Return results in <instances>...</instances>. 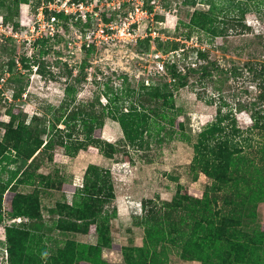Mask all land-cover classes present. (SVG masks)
Instances as JSON below:
<instances>
[{
    "label": "rangeland",
    "instance_id": "1",
    "mask_svg": "<svg viewBox=\"0 0 264 264\" xmlns=\"http://www.w3.org/2000/svg\"><path fill=\"white\" fill-rule=\"evenodd\" d=\"M40 2L0 0V23L30 24ZM161 10L163 38L78 54L61 35L28 56L22 37L0 33V245L9 250L7 228L19 230L13 264H203L192 255L219 226L205 264H264V0ZM170 39L181 41L179 84L150 72ZM36 140L46 148L30 163ZM225 147L230 164L215 182L204 169ZM18 203L28 214L12 216ZM228 236L248 250H228Z\"/></svg>",
    "mask_w": 264,
    "mask_h": 264
},
{
    "label": "built area",
    "instance_id": "2",
    "mask_svg": "<svg viewBox=\"0 0 264 264\" xmlns=\"http://www.w3.org/2000/svg\"><path fill=\"white\" fill-rule=\"evenodd\" d=\"M169 1L41 0L30 24L14 29L13 26L0 23V33L16 38L17 41L22 37L30 48L28 56H31V51L39 43L37 41H54L61 35L65 37L66 45L73 54L83 52L84 47L90 46L99 50L121 42L137 44L146 36L154 41L163 38L160 28H165V21L157 18L156 12L166 9ZM171 10L176 8L169 7L168 12ZM142 23H145L143 31L140 29ZM176 56L180 57L179 48L170 49L165 55L156 51V66L150 71L152 75H166L167 66L176 63ZM150 80L144 78L146 84ZM0 251L4 264H9L8 249L0 245Z\"/></svg>",
    "mask_w": 264,
    "mask_h": 264
},
{
    "label": "trees",
    "instance_id": "3",
    "mask_svg": "<svg viewBox=\"0 0 264 264\" xmlns=\"http://www.w3.org/2000/svg\"><path fill=\"white\" fill-rule=\"evenodd\" d=\"M35 14V13H34ZM198 15H201L203 16L204 18L200 19V20H196L194 19L193 23L194 24H201L202 26L205 25V23L208 21V19H206L208 16L205 12H200V11H196V16L195 17H199ZM156 17L159 18L160 16H158V14H156ZM34 18V16H33ZM33 20V19H32ZM31 20V22H32ZM146 39H149V37H147ZM158 40V39H156ZM171 41H168L167 40V43H169V48L170 49H176V48H179L180 44H181V41L179 40H176V39H170ZM46 40H39L37 41L36 43H40V42H45ZM142 41V40H141ZM166 42V41H165ZM84 51H93L94 50V47L93 46H90V47H84ZM198 54V57L200 58H204V57H207L206 55V52H203L201 49L198 50L197 52ZM24 63V66L25 67H30V63H27L28 62V57H22V60ZM263 68H264V65H263ZM10 69V67H9ZM202 70L205 74H210V70L208 69L207 65H203L202 66ZM194 71H197V69L195 67H188L187 71H185V73H190V72H194ZM169 74L168 78H170V82L174 81L177 82L178 84L180 83V78L182 76V74L180 73V71L176 68V64L175 63H172V64H169L167 66V75ZM13 97L17 98L19 96V93H13L12 94ZM119 123L122 125L125 133L128 134V126L126 124V122L124 121V119H119ZM131 128V127H130ZM133 130V128H131ZM5 135H6V132H5ZM43 142L41 140H36V142H29L27 143V152H26V158L27 159H30V163L33 162V160L40 154L42 153L45 148H46V143L44 145H42ZM12 148L16 150V152H20L21 151V148L19 146V141H15L13 144H12ZM227 147V146H226ZM224 148L222 150H220V155L217 156V157H214V162L213 164H211L209 161L207 162L208 166L206 169H204V172L211 176L215 182L217 181H223L224 178H226V175H225V171L227 169V167L229 166L230 162V157H231V154L227 148ZM85 149L86 147H84L83 143L82 142H79L77 143V149ZM219 169V170H217ZM224 182V181H223ZM217 186V185H215ZM12 210V216H21L23 214H28V212L22 208V206L20 205V203H18L16 206H13L11 208ZM1 213H0V222H1ZM227 221L228 222H231L229 224H233L234 226H237L238 223H240V220H238V218H235L234 216H229L227 217ZM224 226H219V227H216V230H215V234H212L209 241L210 243H208V241H206V244L205 243H201L200 244H197L198 245V248H199V251H194L195 253L192 255V256H196V257H193L194 259L197 258V259H200L202 260L203 264H205V261L203 259L207 258V255L208 254V250L210 248V245L212 244H216V242L218 240L221 239V236L224 234ZM19 230L15 227H10V228H7V231H6V239H7V245L9 247V258H8V261L10 264H13V261H12V257L14 255V250H15V245H13V241L16 237V232H18ZM236 233V232H240V229H236L233 231V233ZM260 235V243H261V249L264 250V240H263V237H264V230H259L258 232ZM232 239V236H228V238H225L226 240V245L229 246L228 250H231V251H235V250H238V249H241V248H246V250H248V244L247 243H240V242H234L231 240ZM192 243V241H188L184 248L182 249L183 253L182 255L186 258H190L186 255V252L189 250L187 249L186 247L187 246H190V244ZM187 245V246H186ZM234 249V250H233ZM201 252V253H200ZM238 257V256H237ZM136 263V262H135ZM137 264V263H136Z\"/></svg>",
    "mask_w": 264,
    "mask_h": 264
}]
</instances>
